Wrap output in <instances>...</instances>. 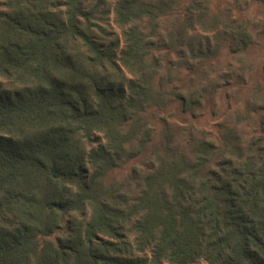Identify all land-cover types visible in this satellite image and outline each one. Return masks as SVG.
<instances>
[{
    "label": "trees",
    "instance_id": "trees-1",
    "mask_svg": "<svg viewBox=\"0 0 264 264\" xmlns=\"http://www.w3.org/2000/svg\"><path fill=\"white\" fill-rule=\"evenodd\" d=\"M260 38L264 0H0V264H264Z\"/></svg>",
    "mask_w": 264,
    "mask_h": 264
},
{
    "label": "rangeland",
    "instance_id": "rangeland-1",
    "mask_svg": "<svg viewBox=\"0 0 264 264\" xmlns=\"http://www.w3.org/2000/svg\"><path fill=\"white\" fill-rule=\"evenodd\" d=\"M257 8L256 5H253V9ZM242 56L249 61L252 66L254 67L253 77L256 76V71L258 70L262 64L264 63V38H260L259 42L253 45L250 49L246 52H243ZM253 70V69H252ZM244 95V92L239 93V99ZM213 118L208 116L207 120L212 123L214 120Z\"/></svg>",
    "mask_w": 264,
    "mask_h": 264
}]
</instances>
